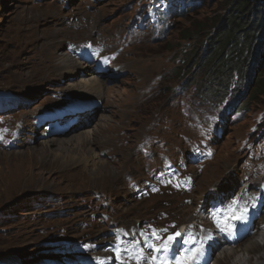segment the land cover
Instances as JSON below:
<instances>
[{
	"label": "rangeland",
	"instance_id": "374dc122",
	"mask_svg": "<svg viewBox=\"0 0 264 264\" xmlns=\"http://www.w3.org/2000/svg\"><path fill=\"white\" fill-rule=\"evenodd\" d=\"M232 2L0 0V264H43L53 258L60 259L59 264H82L83 260L96 264L106 259L91 253H113L107 249L113 228L193 223V209L203 213L210 210L206 204L211 199L200 204L197 199L206 195L214 198L219 185L230 184V180L241 182L224 201L237 195L244 183L261 190L264 28L248 54L238 59L233 53L236 69H223L221 73L213 64L212 45L220 39L234 12ZM87 19L89 27L84 24ZM79 23L84 29H79ZM88 36L100 48L95 53ZM71 38L84 41L88 66L95 65L98 57L112 55V68L120 69H99L104 86L112 88L105 93L109 103L99 101L101 108L90 113L91 123L83 126H91L96 134L111 121L109 125L117 129L114 134L127 137L117 155L104 146L101 137L91 147L92 154L88 152L90 147L79 145L78 139L68 140V135H64L67 140L62 145L45 143L54 135L50 133L52 123L34 122L38 113L47 109L89 108L84 95L65 90L76 77L68 79L62 72L41 71L42 66L51 64L44 56L48 39L59 40L55 49L58 59L60 53L74 56L73 46L65 43ZM139 54L153 70L148 85L135 70L134 57ZM223 72L229 75L227 86L213 88V78ZM33 76L36 79L29 80ZM141 97L144 103L139 102ZM90 100L95 101L93 106L99 103L96 98ZM134 102L137 123L127 124L125 114ZM24 125L21 141L17 140V131ZM201 142L211 146L212 159L192 157V145ZM166 158L181 165L185 177L195 180L193 188L177 192L166 187L164 194L139 200L141 192L132 191L129 183L145 185L157 180ZM102 174L111 176L115 183L103 182ZM259 202L255 217L264 215V200ZM257 221L254 219L249 227L254 232ZM254 237L261 241L258 235ZM82 244H88L90 250L80 251ZM234 249L238 251V247ZM217 254L212 255L213 264Z\"/></svg>",
	"mask_w": 264,
	"mask_h": 264
},
{
	"label": "bare ground",
	"instance_id": "6f19581e",
	"mask_svg": "<svg viewBox=\"0 0 264 264\" xmlns=\"http://www.w3.org/2000/svg\"><path fill=\"white\" fill-rule=\"evenodd\" d=\"M56 23H57L56 25H58V26L64 25V24H61L60 22L59 23L56 22ZM86 23H88V19H87V22H85L84 24H85V26L89 27L88 24L86 25ZM75 26H77V25H75ZM78 27H79V29H84V27H82L80 23H79ZM58 31H60V30H58ZM95 31H96V33L93 32V34L96 35L97 30H95ZM56 33L57 32H55L54 34H56ZM74 34H76V33H74ZM71 35H72V33H71ZM97 36H95L97 38V40H102L101 36H99V38ZM102 37H103V35H102ZM87 39L86 40L92 44V47L94 49H99V46H98V44H95L96 40L93 39V37L89 38V36H88ZM48 41H49L48 48L45 51L44 56H46L48 62L51 64L49 65V63H48L49 66L44 65V66H42V68L38 67L36 69V71L40 70V68H41V71H44L47 73L62 72L61 74L68 75L67 76L68 79H69V77H72V78L76 77L77 79L75 80V82H73V83L70 82L67 86V89H65V90L72 92V93H76V94L81 95V96L84 95L82 97H84L86 99V101L88 102L86 104H88L87 106H89V108L86 107L87 111L92 110L93 112L85 113L87 111L84 110L85 115H84V113H81L79 115L76 114V116L74 118H73V116L67 117V118L65 117L62 122L65 123V121H68V122H66V125H65L67 130L66 129L65 130L64 129H62V130L52 129V131L55 132L56 135L54 134L52 136V138H50L48 142L45 141V143H50L52 145L53 144L62 145V144H64V141H66L67 139L68 140L69 139H71V140L78 139L80 142L79 145L85 144L86 147H90L88 149V152L90 154H92L93 150L91 147L95 146V144L98 143L97 139L99 137H101L105 140L104 146L108 147L107 149H109L111 152H113V154L117 155L118 153H116V152L121 147H123V142H124V140H127V137L125 138V136L115 135L114 133L116 132L117 129L114 128L112 125H109L111 123V121L110 122L107 121V122H109V124L102 126L96 134L91 132V126H89L88 129L86 127H83V126L89 125L91 123L90 120H92L93 117L91 116L92 114H90V113H94V111L101 108L99 106V105H101L100 104L101 102H99V101H103L104 103H109V98H107L105 93L111 92L112 88L104 86V82H103L104 80L102 79L103 75L100 74V71H99V69H101V68L97 67V62L95 63V65H92V66L87 65L88 61L85 62L86 59L89 57V54L85 51V49H84L85 47L82 46L84 41H82V42L77 41L74 38L65 40V43H67L69 46H73L72 50H74V53H73L74 56H71V53H60V54H58V55H60V57L58 59H56L57 53H56L55 49L59 48V45H58L59 40L58 41L56 40L57 42H51L48 39ZM78 51H79V53L75 57L76 52H78ZM134 58H135L134 60L136 62V63H134V64H136V68L134 67L136 70V73L137 72L141 73V75L143 76V78H142L143 83L145 85H148L150 80L153 79V70L151 69V65H149L148 63L145 64L142 61L143 56L140 54H139V57H134ZM97 59H99V58H97ZM80 61H82L84 63H81ZM127 66L133 67V65H129V64ZM48 67H50V69L54 68L55 70L51 71ZM113 69H118V67L115 66V67H113ZM118 70H120V69H118ZM111 73H113V72H111ZM61 76L62 75H60V77ZM35 77L34 76L31 77L29 80H35L36 79ZM61 78H64V77H61ZM90 98H92V99L96 98V100H98V102H99V103L96 102V104L94 105V106H96L95 109H94V106L92 103L95 101H93V100L91 101ZM139 102L144 103L143 97H141ZM134 104H135V102L130 104L131 108L129 109V111H126L125 122L127 124H131L134 122L137 123V120H135V119L138 115V110L136 109V105L134 107ZM104 106H105V104H104ZM103 108L105 109L106 107H102V109ZM75 111L76 110L72 109L71 111L60 110L59 112L60 113L61 112H68L69 114L75 115ZM35 115H36V113H35ZM38 115H41V113H38ZM100 118L101 119H108V118L103 117V116H100ZM38 119H40V120H34L35 124H40V122H42L41 118H38ZM78 119H81V121L77 124ZM83 119H86L88 121L84 122ZM73 121H75L76 124H72ZM58 123L59 122H55V124H58ZM32 124H33V122H32ZM81 127H83V128H81ZM24 128H25V125L22 128V131H17V133H18V135L16 136L17 140L21 141V136H22V132H23ZM73 132H75V133H73ZM64 135L65 136L68 135L70 137L67 138ZM105 136H107V137H105ZM102 144L103 143H101V145ZM27 150H30L31 152H33L32 148H29ZM32 155H34V154H32ZM245 171L249 172V169L245 170ZM75 174H77V173L75 172L74 175ZM101 180L103 182L109 183L111 185L113 183H115V180L111 176H107V174H102ZM230 182H231L230 184L219 185L220 188H218V191H217L218 195H217L216 200L221 201L223 203V200L225 199V197H224L225 194H229L235 185H239L241 180L238 183H235L233 180H230ZM237 190H240L237 193V195H235L232 199H230V200H228V202H226L225 208H224L225 211L228 210L229 204L234 202V201L239 203L240 205L242 204V206H245L244 208L249 209L250 206H254V204L257 203V200H255V197H260L261 200L264 199V195H261L262 193L260 190L255 191L252 183H247V184L244 183L243 185H241V189L239 187ZM203 193H206V192H203ZM202 197H199L197 199L199 201L198 204H200V202L203 199H211V200L213 199V197H211L210 195L204 196L205 198H202ZM242 210H243V207L241 208V211ZM192 212L195 213L193 220H197V223H193L195 225L196 229L199 228V226L203 227V231H201L200 233L206 237L207 246L210 248V251H211V257H213L212 255H214V253H218L215 257L216 264H224V263L225 264H264V252L260 253L261 246L264 248V232L261 235H258L261 238V241L263 242V244H261L254 237L257 235H255V232L253 231V229L251 230V229H248L246 227V226H248V227L251 226L250 221L255 214L253 216L252 215L249 216V220H248V223L246 226H243V227L238 226L239 228L233 237H231V238L224 237L223 238V237L218 236L220 232L218 230H215V227L217 228V223L214 221V219L212 217V214L214 213V209H212V211L211 210L207 211V212H209V214H207V212L204 213L202 215V217H203V219H201L202 221H200V217L197 216V214L200 213L197 208L193 209ZM184 213H185V211H184ZM189 223H192V221ZM183 225H185V224H183ZM257 225H258V228H260L261 226H262V228L264 227V216L261 219H259V221H257ZM209 231L210 232L212 231L214 234H210ZM213 239H215V240H213ZM85 245H87V244H85ZM234 247H238L237 252L235 251L236 248L234 249ZM91 254H93L92 256H94V257L101 256L102 258H105L106 260H111L114 257L108 251H104L103 253L97 252V253H91ZM229 258H231V260H228ZM227 260H228V262H226ZM82 264H91V263L87 260L86 261L83 260ZM140 264H150V262L147 261V262H142Z\"/></svg>",
	"mask_w": 264,
	"mask_h": 264
},
{
	"label": "trees",
	"instance_id": "16d2710c",
	"mask_svg": "<svg viewBox=\"0 0 264 264\" xmlns=\"http://www.w3.org/2000/svg\"><path fill=\"white\" fill-rule=\"evenodd\" d=\"M234 3V12L228 17L220 39L212 45V49L215 50L213 64L221 73L223 69L226 72L236 69L237 61L232 57L233 53L238 59L243 58L245 52L248 54L257 42L258 34L264 28V0H233L232 5ZM250 20L252 22L249 25ZM229 52L232 54L230 55ZM226 55L231 58L225 59ZM226 76L224 72L220 75L216 74L213 78L216 80L213 88H225Z\"/></svg>",
	"mask_w": 264,
	"mask_h": 264
},
{
	"label": "snow or ice",
	"instance_id": "6c2138e0",
	"mask_svg": "<svg viewBox=\"0 0 264 264\" xmlns=\"http://www.w3.org/2000/svg\"><path fill=\"white\" fill-rule=\"evenodd\" d=\"M107 62V61H105ZM237 202H232L228 206V210L225 213H219V219L214 215L213 219L217 223V227L220 233L226 237H233L235 235V230L238 226H246L249 220V212L247 208H243ZM181 234L179 232L175 233L174 236L169 237V240L172 241V244H166L163 249H153L157 253L163 252L168 257H170L175 264H186V260H191L192 264H200V255L193 252L190 248L184 247L186 243L183 239H177ZM173 245L176 247L173 248ZM181 256H184L185 259L182 260ZM167 264V260L165 261Z\"/></svg>",
	"mask_w": 264,
	"mask_h": 264
}]
</instances>
